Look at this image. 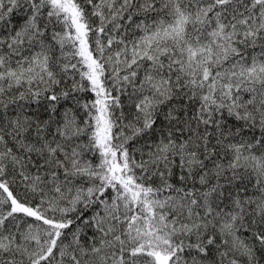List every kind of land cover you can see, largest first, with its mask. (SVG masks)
Wrapping results in <instances>:
<instances>
[{
  "label": "snow or ice",
  "instance_id": "6c2138e0",
  "mask_svg": "<svg viewBox=\"0 0 264 264\" xmlns=\"http://www.w3.org/2000/svg\"><path fill=\"white\" fill-rule=\"evenodd\" d=\"M0 264H264V0H0Z\"/></svg>",
  "mask_w": 264,
  "mask_h": 264
}]
</instances>
